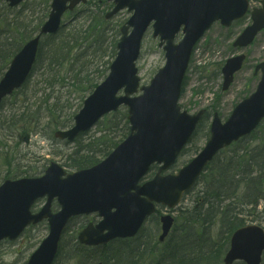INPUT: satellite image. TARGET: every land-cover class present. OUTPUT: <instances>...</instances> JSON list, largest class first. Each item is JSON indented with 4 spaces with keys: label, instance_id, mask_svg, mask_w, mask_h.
I'll use <instances>...</instances> for the list:
<instances>
[{
    "label": "water",
    "instance_id": "obj_1",
    "mask_svg": "<svg viewBox=\"0 0 264 264\" xmlns=\"http://www.w3.org/2000/svg\"><path fill=\"white\" fill-rule=\"evenodd\" d=\"M9 6L24 0H4ZM87 0H53L51 12L39 33L14 56L0 80V106L4 98L20 88L27 80L36 61L43 35L57 33L67 10ZM109 19L128 7L132 17L121 28L118 53L107 78L85 99L75 115L74 126L57 131L59 139L73 141L95 125L104 115L121 105L128 107L131 125L129 136L99 164L67 174L52 162L38 178L8 179L0 185V242L17 239L25 228L44 219L49 234L29 258L27 264H52L68 221L80 214L98 213L102 220L90 223L79 234L86 245H104L116 238L134 237L145 220L155 213L156 205L174 209L190 190L206 166L224 147L250 134L264 118V62L256 67L263 76L256 91L241 101L230 117L222 122L216 113L211 136L206 146L177 173L163 174L175 164L179 154L193 135L205 110L197 114L182 111L179 99L193 48L216 21L229 27L249 10L248 0H114ZM252 23L237 37L235 47L249 46L264 29V0L251 13ZM153 22V36L160 37L159 47L165 51L166 64L159 69L149 85L141 86L136 62L142 40ZM132 30L129 32V29ZM183 38L176 43L178 33ZM241 54L227 60L222 69L223 90L229 88L244 63ZM123 94L120 95V91ZM153 164L159 170L144 183L141 179ZM47 197L42 209L33 213L32 205ZM57 199L61 210L53 213ZM163 241L169 234L174 218L161 217ZM264 252V229L247 225L236 230L224 264L242 260L246 264H261Z\"/></svg>",
    "mask_w": 264,
    "mask_h": 264
},
{
    "label": "trees",
    "instance_id": "obj_2",
    "mask_svg": "<svg viewBox=\"0 0 264 264\" xmlns=\"http://www.w3.org/2000/svg\"><path fill=\"white\" fill-rule=\"evenodd\" d=\"M31 1L34 2L30 4ZM29 6L40 8L29 9L32 14L38 13L36 19L32 15L27 19ZM49 6L50 0H28L20 9L6 6L13 18L3 19L0 24V78L13 56L39 31ZM100 10H80L57 34L42 39L28 81L7 99L14 110L13 116L2 121L0 112V130L5 137L18 139L24 136L23 131L51 137L55 130L72 125L83 100L107 76L117 53L118 39L110 35L109 21ZM207 118L206 112L198 129ZM99 123L103 134L114 131L121 139L114 135L107 147L106 135H102L86 147L80 146L65 163L69 168L77 170L94 165L100 160L99 155H107L109 147H115L130 131L124 108L105 116ZM257 132L223 150L212 161L200 179L206 183L203 202L181 210L165 243L159 244L152 235L143 239V227L135 238L87 247L77 241L76 232L69 236L76 219L63 234L54 264H222L232 233L246 224L238 209L242 204L258 205L264 200V138L256 141ZM156 168L152 167L151 172ZM41 169H30L24 174L36 176L42 173ZM10 174L8 171L6 177ZM236 198L245 201L237 203ZM219 221L222 234L219 231L220 237L216 238L212 229Z\"/></svg>",
    "mask_w": 264,
    "mask_h": 264
},
{
    "label": "rangeland",
    "instance_id": "obj_3",
    "mask_svg": "<svg viewBox=\"0 0 264 264\" xmlns=\"http://www.w3.org/2000/svg\"><path fill=\"white\" fill-rule=\"evenodd\" d=\"M33 2L34 1H31L30 4ZM260 2L261 0H250L251 8L259 7L261 5ZM112 6L113 0H89L88 4L80 6L77 9H101L100 11L103 10L102 12L106 13L112 8ZM29 9L40 8L29 6L26 11L27 19H31V15L33 19H36L38 13L32 14L33 12ZM3 12L5 17L3 19L10 20L13 18L10 11L7 10L5 3L0 0V13ZM132 14L133 11L131 12L128 9H123L110 19L108 25L110 35L117 37L119 40L121 36L119 29L126 23ZM73 18V14H66L64 22H70ZM250 22V14L239 21L234 22L229 28H226L217 22L205 33L203 38L196 45L185 76L180 105L191 113H195L202 108H207L208 119L199 127L186 150L180 156L178 164L171 171L177 170L204 146L207 139L208 128L215 112L225 120L231 114L235 105L255 90L260 79V74L254 75L255 66L264 61V31L261 32L255 39L254 43L246 49H237L232 45L236 36L248 24H250ZM181 37L182 34H179L177 40H180ZM158 43L159 39L152 36V29L150 28L143 40L141 56L137 63L142 84H148L157 71L166 63L165 52L158 47ZM239 52L245 53L247 59L242 70L235 75L231 87L227 91H223V76L221 74V68L228 58ZM93 68L94 66L91 67V70ZM13 114L14 110H12L11 102L8 100L1 111V120L5 121L6 118L10 119ZM100 125V123L97 124L84 136L73 143L57 140L53 136L43 137L41 135L31 136L30 141L26 143L19 141L16 137L8 139L0 130V184L6 178H16L17 176L26 177L27 175L24 174V172L29 171L30 169H41L43 166L42 169L44 170L53 161L65 165L69 156L74 153L77 148L80 146L86 147L88 143L102 137V135H106L104 140L107 142V147L112 143L110 142V139L114 135L118 136V140L121 139V135L113 133L114 131H106L104 132L105 134H103V126ZM263 138L264 122L258 129L256 141L260 142V139ZM111 147H109V151L112 149ZM103 157L104 155L98 156L99 159H102ZM67 169L70 170L71 168L68 167ZM16 170L20 171L22 174H17ZM8 171L11 174L9 177H6ZM205 185L206 183L204 181L198 182L195 188L185 195L179 208L174 211V216L177 217L182 209H192L194 206H200L203 202L202 191L205 189ZM243 191L244 189L240 191L239 195L242 194ZM236 199L237 203H243L245 201L244 198ZM43 203L44 200L38 201L35 205V209H40ZM161 210L165 213L163 208H161ZM237 212L240 213V216L246 224H258L264 228V200H261L258 205L242 204ZM84 220L85 219L81 218L73 223L69 236L74 234L76 228H78ZM88 220H90V218L85 220V222ZM220 227V221L217 226H213L212 235L216 238L220 237L219 231H221L222 234V229ZM159 230L160 225L158 217L154 216L145 224L143 239L144 237L147 238L148 235H152L153 238L158 240ZM47 233V223L42 222L41 224L28 229L16 241L2 243L0 245V264H24L31 253L46 237ZM235 264L244 263L236 262ZM262 264H264V259Z\"/></svg>",
    "mask_w": 264,
    "mask_h": 264
}]
</instances>
